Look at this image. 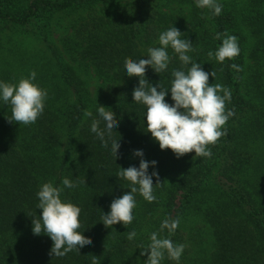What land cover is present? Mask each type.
Instances as JSON below:
<instances>
[{"label":"trees","instance_id":"16d2710c","mask_svg":"<svg viewBox=\"0 0 264 264\" xmlns=\"http://www.w3.org/2000/svg\"><path fill=\"white\" fill-rule=\"evenodd\" d=\"M220 2L222 12L213 16L194 0H0V34L35 39L47 58L37 62L39 52L14 43V64L0 57V80L15 84L34 71L35 83L48 92L43 114L30 125L9 122L11 106L0 102V264H92L93 255L96 264H144L140 248L167 218L180 221L174 233H160L184 245L178 264H264V0ZM65 16L71 19L58 25L63 30L56 43L55 17ZM172 25L193 42V60L215 72L209 83L231 91L225 110L234 115L208 146L210 158H193L194 152L177 158L159 148L147 132L146 107L133 101L138 78L124 71L125 60L147 59V49L159 47L160 32ZM225 32L238 37L240 52L221 64L208 52L222 43L216 33ZM168 53L167 72L145 74L153 86L170 88L172 71L182 67L171 48ZM165 99L172 103L170 93ZM98 104L112 110L119 125L112 132L121 144L117 159L90 131ZM135 149L157 162L149 167L159 174L156 199L137 193L132 223L106 228L103 212L130 191L117 174L120 167L139 166ZM65 177L78 186L64 188L61 198L81 209L79 231L92 245L56 257L50 237L33 233L32 219L42 211L41 184L63 187ZM131 230L137 236L129 241ZM161 264L177 262L165 253Z\"/></svg>","mask_w":264,"mask_h":264},{"label":"clouds","instance_id":"9594fccd","mask_svg":"<svg viewBox=\"0 0 264 264\" xmlns=\"http://www.w3.org/2000/svg\"><path fill=\"white\" fill-rule=\"evenodd\" d=\"M199 9H207L213 16H219L223 9L220 0H194ZM216 39L222 40L215 51H209L208 57L223 63L226 58L231 60L239 55L240 47L238 37L227 32L216 33ZM159 47L147 49V59L125 60L124 71L128 77H137L138 86L133 89V101L146 107L144 114L147 132L158 143L161 150L171 149L177 158L187 153L194 152V157H211L212 152L208 147L214 145L225 134L222 126L234 115L232 110H225L226 102L231 101V91L220 84L209 83V76L215 79V72H206L202 64L193 60L190 52L194 51L193 42L187 38L174 25L160 32L158 37ZM171 48L181 62V69L172 71L171 86L162 88L158 82L155 86L146 78V72L151 69L156 74L167 72L172 57L168 53ZM230 67L240 70L236 64ZM187 69L186 71L184 69ZM36 73L33 71L28 77L22 78L18 83H9L0 80V102L11 106L9 122L19 125L34 124L45 109L48 97L46 89L35 83ZM159 89V90H158ZM170 93L172 103L166 101ZM222 93V94H221ZM99 105V104H98ZM85 116L92 117L91 111H86ZM97 117L93 118L90 131L95 134L105 150H110L111 155L117 159L121 147L119 140L112 139V132L118 128L115 116L106 107L99 105ZM101 122L104 127L101 128ZM133 156L139 157V166L120 167L118 178L130 182V191L120 197L114 198L109 205V211L103 212L100 222L106 228H112L117 223L125 227L134 220L133 209L136 207L135 195L139 193L146 201L153 202L154 186L159 185L157 171L149 173L150 165L155 168L156 161L144 159L142 149L133 150ZM156 177V183H153ZM85 183V181H84ZM63 187L56 186L52 181L42 183L36 193L39 203L37 209L42 210L38 218L32 219V231L35 235L41 233L50 237L53 242L50 254L64 257L69 252L80 254L81 249L92 245L86 239L81 227L79 215L81 209L70 201L62 200L64 188L74 189L78 186L76 180L65 177L62 179ZM179 219H164L160 224L159 232L151 233L150 243L147 247L141 246V255H147L144 264H161L165 253L169 259L179 262L184 251L183 244H174L169 238H162L160 233L167 230L174 233L178 227ZM135 230L128 232L127 239L136 238ZM92 264H96L93 255Z\"/></svg>","mask_w":264,"mask_h":264},{"label":"rangeland","instance_id":"374dc122","mask_svg":"<svg viewBox=\"0 0 264 264\" xmlns=\"http://www.w3.org/2000/svg\"><path fill=\"white\" fill-rule=\"evenodd\" d=\"M55 19H56L55 21L58 23H56L52 28V37H54L55 42L57 43L58 38L61 35V30H63L62 27L58 25L68 24L69 20L71 19V16L69 17L65 16L62 19H57V17H55ZM14 43L19 44L20 47L22 46V48H26L27 50L30 51L33 50L35 53L39 52L40 55L39 54L37 55V57H39L37 62L41 63V62H45V60L47 61L46 56H44V54H42L41 52L42 51L41 44L36 42L35 39L23 35V33H13L9 31H4L3 33L0 34V47H2L0 48V57L4 56L5 61L7 63L11 62L14 64L15 62L14 59L12 58L13 56L11 54L12 53L11 50L14 49L17 51L18 49L15 48ZM18 63H20L19 59H18Z\"/></svg>","mask_w":264,"mask_h":264}]
</instances>
